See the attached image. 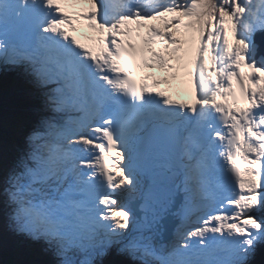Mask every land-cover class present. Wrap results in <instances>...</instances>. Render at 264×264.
<instances>
[{
  "label": "snow or ice",
  "instance_id": "snow-or-ice-1",
  "mask_svg": "<svg viewBox=\"0 0 264 264\" xmlns=\"http://www.w3.org/2000/svg\"><path fill=\"white\" fill-rule=\"evenodd\" d=\"M68 3L88 7L69 13ZM120 7L127 10L98 16L96 0H0V70H18L45 113L3 170L7 231L41 245L52 257L47 264H264V0H123ZM81 22L97 33L95 47L72 35ZM144 68L166 75L138 80ZM181 72L193 85L191 103L157 90ZM189 113L196 124L178 150ZM69 136L66 149L60 141ZM162 146L172 158L161 170ZM77 150H99L81 159L87 171L71 163ZM193 150L196 164L183 163ZM233 181L239 191L223 197L219 214L187 231L183 243L163 242L169 217L186 220ZM117 191L139 193V220L112 199ZM197 238L199 246L191 243Z\"/></svg>",
  "mask_w": 264,
  "mask_h": 264
},
{
  "label": "rangeland",
  "instance_id": "rangeland-1",
  "mask_svg": "<svg viewBox=\"0 0 264 264\" xmlns=\"http://www.w3.org/2000/svg\"><path fill=\"white\" fill-rule=\"evenodd\" d=\"M108 5H109V2H107V0H103L102 7L106 8V9L102 8V10H108V12H110V7L107 8ZM70 6H72V7H70ZM63 7L69 13H72L74 10H75V12H79L80 10L87 8V7L76 6V5H73L71 3L65 4V5H63ZM97 10H98V15H99V12H100L99 6H97ZM118 10L120 12L121 8H118ZM115 12H117V11H115ZM79 25L82 26L84 24H83V22H81V23H79ZM80 38L88 41V39H85L84 37H80ZM93 39H94V41H96V36L93 37ZM90 41H92V38H90ZM88 45H89V43H88ZM1 71L2 70H0V81L1 80H7V81L10 80L9 83L11 84V90L16 91L17 89L20 90L21 88H23L25 90H22V91L27 92L29 95L32 93L31 91H29L25 88V86H30V85L25 81L24 78H22V80H18L12 76L5 77L6 75L4 73H2ZM32 89H33V87H32ZM166 89L169 92L171 91L170 89H172V90L174 89L176 92V95H177V88H168L167 87ZM31 96L34 97L35 100L38 98L37 100H39L40 103L42 104L41 97L38 96L35 93V91H34V96L32 94H31ZM186 103H188V102H186ZM29 110L31 112H28V114H26L25 116H21V117H24L27 119H29L31 117L32 118L31 121H28L25 119L21 120V117H19L18 119L16 118L17 123H15L11 119H7V118L0 119V124L2 126L4 125L5 127H7L4 131L8 132V133L0 132V183L3 182V177H4V171L3 170L5 168H7L13 162L15 157L18 155L19 150L23 147L24 137L32 129L33 125L40 119V117L45 115L43 108H42V105L40 106V108L30 107ZM26 121L28 122L27 127H25V125H24V122L27 123ZM8 127H12L13 129L17 130L16 131L17 133L13 134L14 132L10 131L8 129ZM202 211H203V209L198 208L195 213L197 214L199 212L198 214H203ZM5 213H6V208L4 207L3 203L0 202V252L7 253L8 256H11V255L17 256L18 257L17 259H19V260L23 259V257L26 255V247L24 245H16L17 237L13 236L11 233H9L7 231V229L5 227ZM213 213H216V212L213 210L209 211L210 215H212ZM260 214H264V209L261 210V213H258V215H260ZM197 220H198L197 215H193V214L192 215L190 214L189 219L187 218L186 220H183L180 223V225L178 226V228H176V233H174V235L172 236L170 245H177V244L183 243V235L186 234L187 227H190L191 229H195L196 227H198L200 225L202 226V224H198ZM196 240H197V242L191 240V243H193L194 245L196 244V246H199L198 245V238ZM27 245H30L33 247L34 253L31 254L30 258H34V259H32L34 264H46V262H44V259L42 257L46 256L49 258V257H51V255L50 254L49 255L43 254L40 251L41 245H39V244H31V242H27ZM262 247H264V246H262ZM258 252H259V249H258ZM37 254H41V255L38 256ZM259 258L260 257L258 254L256 259L259 260ZM110 259H112V257H110ZM19 263H20V261H19ZM20 264H23V262H21ZM129 264H140V262L139 261H130Z\"/></svg>",
  "mask_w": 264,
  "mask_h": 264
},
{
  "label": "bare ground",
  "instance_id": "bare-ground-1",
  "mask_svg": "<svg viewBox=\"0 0 264 264\" xmlns=\"http://www.w3.org/2000/svg\"><path fill=\"white\" fill-rule=\"evenodd\" d=\"M107 2H109V5H108V7L107 8H109L110 7V13H112V12H115V11H118V8H119V6H118V4H121L122 2H123V0H107ZM251 2H252V4H253V6H255L256 5V3L258 2V0H251ZM102 3H103V0H96V4H97V6H99V11H101L102 10ZM76 6H81V7H88V5H87V3H83V4H77ZM70 7H72V6H70ZM75 7V6H74ZM73 7V8H74ZM80 9V8H79ZM86 9V8H85ZM103 9H106V8H103ZM105 11H108V10H105ZM99 16V15H98ZM84 24V23H83ZM76 35L77 36H80V34L81 35H85V36H92V37H95V36H97V33H95V32H93L92 30H90V29H88L87 28V26L84 24V25H77V29H76ZM96 46V42L94 43V47ZM2 73H4L6 76L5 77H10V76H12V77H15V79H18V80H22V76L19 74V71L17 70V71H9V70H6V69H4V70H2L1 71ZM166 75V74H165ZM164 75V76H165ZM164 76H162V78L161 79H163V77ZM17 80V81H18ZM167 87H169V88H177V95H176V97H177V99H179V100H181V101H183V102H192V100H193V85H192V83H190L189 81H188V78H187V76H185L184 74H183V72H181L180 74H179V76L177 77V79H175V80H172V79H170L169 80V82H168V85L167 86H165L163 83H161L160 84V86L158 87V90L159 91H164V92H166L167 94L168 93H170L171 95L172 94H176V92L174 93V92H168V90L166 89ZM25 88L27 89V90H29V91H31L32 93V95L34 96V91H35V93L38 95V96H40L39 95V93L34 89H32V86L30 85V86H25ZM18 90V89H17ZM22 90H25V89H23V88H21L20 89V91H22ZM170 90H172V89H170ZM30 94V95H31ZM169 94V95H170ZM36 96V95H35ZM39 103H40V101H39ZM42 104L40 103L39 104V106H38V108H40V106H41ZM75 139V137H72V136H69L67 139H65V140H62V141H60V143L63 145V147L64 148H68L69 147V141H72V140H74ZM184 145V144H183ZM76 156H77V158L76 159H74V160H72L71 161V163H73V164H75L76 166H77V168H78V163H79V158L81 157V159H84L85 157H86V154H85V152H83V151H79V150H77L76 151ZM77 163V164H76ZM79 169V168H78ZM73 179V177L71 176V174L69 175V180H72ZM136 192H128V191H121L120 192V194H119V196L121 197V199H119V204H118V206H123L124 207V209L125 210H128L126 207H125V205L122 203L123 201H124V199L126 200V197H129L131 194H135ZM181 195H183V193H181ZM210 199V198H209ZM209 199H204L203 201H200L199 203H198V205H197V207L195 208V210L194 211H192L190 214L192 215H197V218H198V224H202V221L204 220V219H206L207 218V216L208 215H210L209 214V208H210V210H218L219 211V209H218V207L217 206H215L214 204H212V203H209L210 201H209ZM212 201H214L213 199H211V202ZM183 202V200L180 202V203H182ZM179 203V204H180ZM179 204H178V206L177 207H179ZM205 206V208H202L203 209V211H202V213L203 214H196L195 212L197 211V209L199 208L200 209V207H204ZM207 211V212H206ZM217 214H218V212H216ZM190 214L188 215V219L190 218ZM215 213H213L212 215H214ZM130 216H131V212H130ZM193 217V216H192ZM173 218H176L177 220H178V225H177V228H178V226L180 225V223L183 221L182 219H181V217L180 216H175V217H173ZM194 221V220H193ZM201 226V225H200ZM196 227V226H195ZM199 227V226H198ZM191 230H194V229H191L190 227H187V229H186V231H191ZM174 233H176V228H175V230L173 231V235H174ZM193 241H195V242H197V240L195 239V240H193ZM196 245V244H195Z\"/></svg>",
  "mask_w": 264,
  "mask_h": 264
},
{
  "label": "trees",
  "instance_id": "trees-1",
  "mask_svg": "<svg viewBox=\"0 0 264 264\" xmlns=\"http://www.w3.org/2000/svg\"><path fill=\"white\" fill-rule=\"evenodd\" d=\"M9 82L10 80L0 81V119L7 118L17 123L16 120L19 117L25 116L26 114H28V112H31L29 110L30 107L37 108L40 103H39V100H37L38 98L35 100L34 97L29 95L25 91L11 90V84ZM23 118L24 117H21V120ZM24 119L28 121L32 120L31 117L29 119L27 118H24ZM27 124L28 122L27 123L24 122L25 127H27ZM12 127H8V129L10 131H13L14 132L13 134H16L17 130L13 129ZM6 128L7 127H5L4 125L2 126L0 124V132L2 133L6 132L4 131ZM16 242H17L16 245H24L26 247V255L23 257V259L19 260L17 259L18 258L17 256H14V255L8 256L7 253L0 252V264H20L21 262H23V264H34L32 260L34 258H30L31 254L34 253L33 247L30 245H27V242L21 243V240L18 237H17ZM37 255L39 256L41 254H37ZM45 257L43 256L42 258L44 259V262H46L47 264V261L51 260L52 257H49V258L48 257L45 258Z\"/></svg>",
  "mask_w": 264,
  "mask_h": 264
},
{
  "label": "water",
  "instance_id": "water-1",
  "mask_svg": "<svg viewBox=\"0 0 264 264\" xmlns=\"http://www.w3.org/2000/svg\"><path fill=\"white\" fill-rule=\"evenodd\" d=\"M178 200H179V196L177 198V202H178ZM140 201H141V199H138V201L136 203H138ZM130 206H131L132 210L138 215V212L135 211L136 210L135 203H133L132 200L130 201ZM175 225H176V221L173 220V217H169L168 222H167V228H166L164 235L167 236L168 238H170V236H172V232H173Z\"/></svg>",
  "mask_w": 264,
  "mask_h": 264
}]
</instances>
